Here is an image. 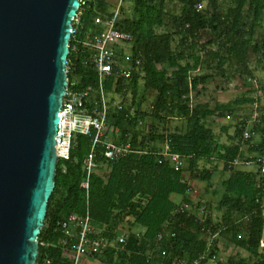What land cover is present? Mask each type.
<instances>
[{"label":"trees","instance_id":"1","mask_svg":"<svg viewBox=\"0 0 264 264\" xmlns=\"http://www.w3.org/2000/svg\"><path fill=\"white\" fill-rule=\"evenodd\" d=\"M121 2L129 4L130 13L122 16L123 9L118 8L115 27L132 36V43L126 48L129 57L125 59L132 65L139 61V68L129 79L115 83L112 79L105 80L103 93L120 94L123 99L129 96L130 103L125 105L122 100L120 108L107 105L105 130L98 142L93 144V129L87 134H75L67 159H57L54 188L37 236V242L46 246L38 245L37 262L47 259L49 264H72L64 251L76 242L77 231L74 229L72 236L66 237L61 228L70 215H87L90 237L108 240L120 235V225L130 221L121 251L108 249L92 255L100 264H175L179 259L198 258L207 252V238L192 218L173 215L176 204L170 196L179 195L182 203L203 206L204 203L190 200L183 170L189 171L194 179L206 180L208 185L211 172L198 171L197 166L200 161L209 163L216 158L229 175L220 184L223 191L218 202V209L222 211L219 220L211 219L212 209L205 203L206 220L213 223L212 232L225 226L224 232H218L220 238L226 237L225 241L235 245L234 253L225 262L216 264H264L263 177L258 171L255 174L228 168L229 161L241 156V131L245 123L241 122L235 129L233 138L239 142L229 146L219 145L205 125L208 117L226 118L237 106L253 104L255 99L234 98L225 104H216L213 109L207 104L192 105V97L203 91L210 76L190 78L189 75L199 68L222 73L228 65L251 76L250 56L264 64V0ZM198 4L202 5L199 10ZM169 5H177L178 9L171 10ZM108 10L106 0H88L80 6V15L72 22L75 33L68 41L66 90L70 93L88 90L84 108L89 113L100 108L98 77L92 63L96 50L90 43L103 32L102 23L112 16ZM97 18L101 23H95ZM117 55L125 61L121 51ZM261 93L264 95V88ZM146 103L147 109L142 110L141 105ZM172 119H182L184 131L169 129ZM144 123L148 124L145 134L140 129ZM258 123L251 128L253 132L258 131L254 133L257 140L251 138L244 142L248 143L250 153L264 156V115ZM108 129L112 132L109 140ZM106 141L115 144L128 141L132 152L105 161L102 153ZM158 144L162 145L161 149L156 147ZM164 144L170 153L185 157L186 165L181 171H174L158 157ZM91 149L98 166L104 165L107 171L104 175L97 172L90 175L86 196L80 184L84 177L83 161ZM134 227L144 230L139 237L132 231ZM163 230L157 242L156 236ZM65 238L72 244L64 245ZM215 244L216 240L208 256L217 253ZM238 250L246 252L247 257H240Z\"/></svg>","mask_w":264,"mask_h":264},{"label":"water","instance_id":"2","mask_svg":"<svg viewBox=\"0 0 264 264\" xmlns=\"http://www.w3.org/2000/svg\"><path fill=\"white\" fill-rule=\"evenodd\" d=\"M78 0H0V264H34Z\"/></svg>","mask_w":264,"mask_h":264},{"label":"built area","instance_id":"3","mask_svg":"<svg viewBox=\"0 0 264 264\" xmlns=\"http://www.w3.org/2000/svg\"><path fill=\"white\" fill-rule=\"evenodd\" d=\"M88 0H78L79 7L85 5ZM78 7V8H79ZM196 8L199 10L202 8L201 4L196 5ZM118 9V6H117ZM80 15V11L77 10L76 15L74 16L72 22L77 19ZM76 21V20H75ZM116 22V13H114L106 22L102 23L104 30L100 35H97L93 38V41L90 45L96 50V54L92 60L93 66L96 70L98 77V92L100 97V109L93 110L92 113H89L84 108V102L88 96V90L81 93H70L65 92L63 94L60 109L58 112L59 123L58 130L55 137V153L57 159H67L70 150L71 138L75 134H87L89 129L95 130V136L93 139V144L98 142L99 135L104 133L105 130V117L107 104L105 103V94L103 93V82L107 79H112L113 82L118 80H126L132 77L134 73L138 72L139 61H135L134 65L129 62H126L125 58L129 57L127 47L132 43V36L128 33H125L121 30H118L115 27ZM95 23H101L100 19H95ZM75 29H71V35L75 33ZM122 52V61L117 55L118 52ZM264 62V61H263ZM67 88V86H66ZM253 106L256 108V104ZM117 108H120L119 105H116ZM264 115L263 112L254 115L252 118V124L258 123L260 116ZM253 126V125H252ZM252 127H246L243 129L241 137L243 142L251 138H254L255 134L251 129ZM93 147V146H92ZM132 152L131 144L126 141L124 143L115 144L111 141H106L104 143V151L102 153L105 161H112L119 157ZM158 155L162 158L163 161H166L170 167L178 172L181 171L186 163L185 159L174 153H170L167 145H163L162 150ZM254 167L256 171L260 173L263 177V189H264V156L261 155H247V157L235 158L232 161L228 162V168L231 167ZM84 167V177L80 186L85 190L87 195L89 177L91 174L96 172V169L99 167L96 161L94 160V154L91 151L86 156L83 161ZM173 214L175 215H185L187 218H192L200 227V232L204 234L207 238V252L198 258L186 260L179 259L175 264H216L218 262H225L227 259L221 260L216 254H211L208 256V250L213 245L216 240L219 241L218 232L223 230L224 227L220 226L216 232L211 231V226L213 223H208L206 220V210L204 206H194L185 203L176 204ZM213 219V215H211ZM128 218H125V221H128ZM61 228L66 237H71L72 232L76 229V242L73 243L64 251L65 256L69 257L72 264H79V261L83 257H90L95 253H102L105 250L113 249L121 251L126 241L127 230H124V227L120 225L119 230L121 234L116 236L114 239L108 240L104 237H90L91 227L89 225L88 216L77 217L76 215H70L66 222L61 224ZM161 231L156 236V241H160L163 233ZM135 236H140L139 233L134 232ZM173 236V234H172ZM68 242L63 240V244ZM41 247L46 246L44 243H38ZM165 254L164 251L161 253ZM34 264H49V260L43 259L41 262H37V259Z\"/></svg>","mask_w":264,"mask_h":264},{"label":"rangeland","instance_id":"4","mask_svg":"<svg viewBox=\"0 0 264 264\" xmlns=\"http://www.w3.org/2000/svg\"><path fill=\"white\" fill-rule=\"evenodd\" d=\"M106 3H107V7H109L108 11L110 15H113L114 13H116V15L117 14L119 15L117 6L118 8L123 9V13L121 14L122 16H128L130 13L129 4L122 3L121 0H106ZM204 5L205 4L203 3V6ZM169 6H170L169 9L171 8V10L175 9L176 11L178 9L177 5H174V6L169 5ZM199 52H198V55H202V53L200 54ZM263 65L264 64L262 63V61L261 63L258 62L255 56H250L248 60V69L251 71V76L245 75L242 72V70L238 67L229 68L228 65L224 66V71L222 73L220 71L200 69V68L196 71L190 72L189 74L190 78H192L195 75H204V74H207L210 76L208 81L204 83L203 91H201V93H199L196 98L192 97L191 99L192 105L197 104V103L207 104L210 109H213L216 104H222V103L225 104L234 98L250 97V98L255 99L254 103L256 104V109L254 106H252L254 103L244 104L241 106H237L233 114L227 116L226 118L216 119V117L210 116L206 119L205 125L211 130L215 141L219 145L224 144L223 146H226V145L229 146L231 144H235L236 142H239L238 138H233L236 127H240L241 122L245 123L244 128L250 127V126L252 127L253 124H252L251 118H253L254 114L257 115L258 113L262 112L264 108V95L261 93V90L264 88V66ZM129 99H130L129 96H126L123 99V97H121L120 94L118 95L114 93H108L105 95V103L111 107L119 105L122 100L124 101L122 103H124L125 105H128L130 103ZM147 106H148L147 103L143 104L141 105V109L146 110ZM245 109L247 110L245 111ZM234 114H236V116ZM168 128L171 130L177 129L178 131H184L185 122L182 119H172ZM140 129L145 134L148 131V124L147 123L142 124ZM111 136H112L111 129H108V140L110 139ZM254 139L257 140L256 136H254L253 140ZM243 143L244 142L240 143L241 144L240 151H242L241 156H240L241 158L246 157L249 153L248 150L246 151L247 144L245 143L243 144ZM161 146L162 145H159V144L156 145L158 149H161ZM221 163L222 162L216 158L211 159L209 163L205 161H200L198 163V166H197L198 171L208 170L211 172V178L209 180L210 186H206L207 183L205 181H200V180L197 181V179L194 180L193 177L190 176L189 171H187L185 168L183 170V181L186 182L190 186L189 188H191V190L189 189V192H188V196L190 200L193 203L198 202V200L202 204L206 203L207 207L209 206L212 209L211 215H213V219L215 218L214 220H216V217H217V220H219L221 212H222L221 210L218 209V202L221 198V194L223 191L220 184L223 181V179L224 180L227 179L229 175V171L228 170L225 171V169L223 168V163L222 164ZM234 169L239 170L242 168H240L239 166H236L234 167ZM106 171L107 169L105 168L104 165H100L96 169V172L99 175H104ZM252 171H254V169ZM185 178H186V181H185ZM216 205L217 207H215ZM263 205H264V199H263ZM214 212L218 214L216 215L214 214ZM129 224H130V221L128 223H123L121 226L124 227V230H126V228L129 227L128 226ZM98 232L99 231H97V233ZM220 242L217 243V255L222 260L228 259V257H230L231 254L234 253L235 247L231 245L230 243L226 245L225 241H223L222 243V240H221ZM218 251H220V253ZM238 251L240 253L239 254L240 257H244V258L247 257L246 252H244L243 250H238Z\"/></svg>","mask_w":264,"mask_h":264},{"label":"bare ground","instance_id":"5","mask_svg":"<svg viewBox=\"0 0 264 264\" xmlns=\"http://www.w3.org/2000/svg\"><path fill=\"white\" fill-rule=\"evenodd\" d=\"M222 104H223V103H222ZM119 106H120V105H119ZM252 106H253V105H252ZM99 107H100V106H99ZM261 107H262V106H261ZM239 108H241V107H239ZM99 109H100V108H99ZM251 109H252V108H251ZM255 109H256V108H255ZM246 110H247V109H245V111H246ZM252 110H253V109H252ZM258 111H259V110H258ZM129 112H130V111H129ZM241 112H242V111H241ZM255 112H256V110H255ZM132 113H133V112H132ZM248 113H249V112H248ZM237 114H238V113H237ZM253 114H254V113H253ZM234 115L236 116V114H234ZM234 115H233V116H234ZM245 115H246V114H245ZM254 115H255V114H254ZM235 116H234V117H235ZM238 116H239V115H238ZM247 116H249V115H247ZM247 116H246V117H247ZM246 117H245V118H246ZM237 118H238V117H237ZM260 118H261V116H260ZM230 119H231V118H230ZM251 119H252V118H251ZM226 120H227V119H226ZM226 120H225V122H226ZM232 121H233V120H232ZM236 121H237V120H236ZM215 123H216V122H215ZM258 124H259V123H258ZM240 126H241V125H240ZM256 126H257V125H256ZM232 127H233V126H232ZM257 127H258V126H257ZM243 129H244V128H243ZM254 131L256 132L257 130L254 129ZM234 132H235V131H234ZM234 132H233V133H234ZM241 132H242V131H241ZM255 132H254V133H255ZM257 132H258V131H257ZM241 134H242V133H241ZM259 136H261V135H259ZM259 136H258V137H259ZM230 137H231V136H230ZM256 138H257V137H256ZM260 138H261V137H260ZM228 139H229V138H228ZM230 139H231V138H230ZM254 140H255V139H254ZM242 141H243V140H242ZM247 141H249V140H247ZM254 142H255V141H254ZM258 142H259V140H258ZM229 143H230V142H229ZM244 143H245V142H244ZM252 143H253V142H252ZM245 144H248V143H245ZM223 145H224V144H223ZM167 146H168V145H167ZM226 146H227V145H226ZM249 146H250V144H249ZM242 147H243V146H242ZM249 148H250V147H249ZM251 148H252V147H251ZM257 148H258V147H257ZM252 149H254V148H252ZM168 150H169V148H168ZM247 150H248V148L246 149V151H247ZM69 151H70V150H69ZM250 151H251V150H250ZM254 151H255V149H254ZM157 152H158V150H157ZM241 152H242V151H241ZM252 152H253V151H252ZM249 153H250V152H249ZM259 153H260V150H259ZM175 154H176V153H175ZM256 155H257V154H256ZM262 155H263V153H262ZM182 156H183V155H182ZM253 156H254V155H253ZM158 157H160V156H158ZM242 157H243V156H242ZM85 158H86V157H85ZM184 158H185V157H184ZM160 159H162V158H160ZM216 162H217V161H216ZM185 163H186V162H185ZM221 164H222V163H221ZM221 167H222V165H221ZM83 168H84V167H83ZM204 169H205V168H204ZM210 169H211V168H210ZM229 169H230V168H229ZM230 170H231V169H230ZM212 171H213V170H212ZM225 171H226V170H225ZM255 171H256V170H255ZM178 172H179V171H178ZM223 172H224V171H223ZM247 172H248V171H247ZM249 172H250V171H249ZM249 172H248V173H249ZM253 172H254V171H253ZM218 173H219V172H218ZM226 173H227V172H226ZM251 173H252V172H251ZM254 173H255V172H254ZM255 174H256V173H255ZM227 175H228V174H227ZM185 177H186V176H185ZM260 177H261V176H260ZM261 178H262V177H261ZM187 179H188V178H187ZM193 179H194V178H193ZM53 180H54V179H53ZM82 180H83V179H82ZM189 180H190V179H189ZM191 180H192V179H191ZM194 180H195V179H194ZM223 180H224V179H223ZM185 181H186V178H185ZM197 181H198V180H197ZM187 182H188V181H187ZM205 182H206V180H205ZM203 183H204V182H203ZM209 184H210V183H209ZM209 184H208V185H209ZM208 185H206V186H208ZM189 187H190V186H189ZM262 187H263V186H262ZM53 188H54V187H53ZM88 188H89V187H88ZM206 188H207V187H206ZM206 188H205V189H206ZM189 189L191 190V188H189ZM83 191H84V189H83ZM188 192H189V191H188ZM204 192H206V191H204ZM204 192H203V193H204ZM212 193H213V191H212ZM185 194H186V193H185ZM191 194H192V193H191ZM86 196H87V195H86ZM193 196H194V195H193ZM203 196H204V195H203ZM176 198H177V196H176ZM176 198H175V199H176ZM197 198H198V197H197ZM182 200H183V198H182ZM143 201H144V200H143ZM143 201H142V202H143ZM172 201H173V200H172ZM198 201H199V200H198ZM177 202H178V201H177ZM189 202H190V201H189ZM203 202H204V201H203ZM178 203H179V202H178ZM183 203H184V202H183ZM210 203H211V202H210ZM191 204H192V203H191ZM204 204H205V203H204ZM204 204H203V206H204ZM216 204H217V202H216ZM174 205H175V204H174ZM198 205H199V204H198ZM201 205H202V204H201ZM206 205H207V204H206ZM196 206H197V205H196ZM211 206H212V205H211ZM204 207H205V206H204ZM212 207H213V206H212ZM215 207H217V205H216ZM215 209H216V208H215ZM86 211H87V210H86ZM172 211H173V210H172ZM206 212H207V211H206ZM215 212H216V211H215ZM215 212H214V214L217 215L218 213H215ZM85 214H86V213H85ZM173 215H174V214H173ZM176 216H178V215H176ZM180 216H181V215H180ZM182 216H184V215H182ZM126 217H127V216H126ZM174 217H175V216H174ZM211 219H212V218H211ZM214 219H215V218H214ZM214 219H213V220H214ZM216 220H217V217H216ZM128 222H129V221H128ZM128 222H126V223H128ZM63 223H64V222H63ZM133 223H134V222H133ZM89 225L91 226V224H89ZM125 225H127V224H125ZM224 227H225V226H224ZM218 228H219V227H218ZM92 230H93V228H92ZM126 230H127V229H126ZM141 230H142V229H141ZM225 230H226V229H225ZM225 230H224V231H225ZM139 231H140V230H139ZM222 231H223V230H222ZM224 231H223V232H224ZM142 232H143V231H142ZM220 232H221V231H220ZM220 232H219V233H220ZM219 233H218V235H219V237H220V234H219ZM128 234H130V232H129ZM140 234H141V232H140ZM38 235H39V234H38ZM115 236H116V235H115ZM127 236H128V235H127ZM138 237H139V236H138ZM221 237H222V236H221ZM225 238H226V237H225ZM225 238H224V240H225ZM228 238H229V237H228ZM37 239H38V238H37ZM65 239H66V238H65ZM229 239H230V238H229ZM239 239H240V238H239ZM221 240H222V239H221ZM67 242H70V241H68V239H67ZM230 242H231V241H230ZM39 243H40V242H39ZM70 243H71V242H70ZM125 243H126V242H125ZM220 243H221V242H220ZM222 243H223V241H222ZM231 243H232V242H231ZM233 243H234V242H233ZM71 244H72V243H71ZM227 244H229V243L226 242V245H227ZM64 245H65V244H64ZM231 245H232V244H231ZM233 245H234V244H233ZM234 246H235V245H234ZM222 247H223V246H222ZM219 248H220V247H219ZM233 249H234V248H233ZM112 250H113V249H112ZM218 250H219V249H218ZM222 251H223V250H222ZM225 251H226V250H225ZM117 252H118V251H117ZM122 252H123V251H122ZM218 252L220 253V251H218ZM231 252H232V251H231ZM126 253H127V252H126ZM214 253H216V252H214ZM221 253H222V252H221ZM128 254H129V253H128ZM83 258H84V257H83ZM228 258H229V257H228ZM92 259H93V258H92ZM221 260H222V259H221ZM244 260H245V259H244ZM246 260H248V259H246ZM176 261H177V260H176ZM69 262H70V261H69Z\"/></svg>","mask_w":264,"mask_h":264},{"label":"crops","instance_id":"6","mask_svg":"<svg viewBox=\"0 0 264 264\" xmlns=\"http://www.w3.org/2000/svg\"><path fill=\"white\" fill-rule=\"evenodd\" d=\"M244 144V143H243ZM247 148H248V146H247ZM250 150H248V152H249ZM248 155H255L254 153H248ZM247 157V156H246ZM240 168H242V169H239L240 171H244V172H252V173H254L255 172V168L252 166V167H240ZM254 169V172L252 171ZM176 196H177V198H176ZM176 198V199H175ZM170 199L171 200H173V202L175 203V204H179V203H181L182 202V197L181 196H179V195H171L170 196ZM179 203H178V202ZM142 228H140V227H134L133 229H132V231L133 232H136V233H139L140 234V232H141V234L143 233L142 231H144L143 229L141 230ZM140 230V231H139ZM221 239L222 238H219V241H218V243L221 241ZM222 241H225L224 239H222ZM225 242H227V241H225ZM231 244V243H230ZM79 264H98V262L97 261H95V260H93L92 258H90V257H84V258H81L80 259V261H79Z\"/></svg>","mask_w":264,"mask_h":264}]
</instances>
